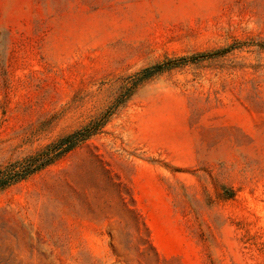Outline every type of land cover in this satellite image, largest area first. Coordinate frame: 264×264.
<instances>
[{"label": "rangeland", "instance_id": "obj_1", "mask_svg": "<svg viewBox=\"0 0 264 264\" xmlns=\"http://www.w3.org/2000/svg\"><path fill=\"white\" fill-rule=\"evenodd\" d=\"M96 123L0 264H264V0H0V171Z\"/></svg>", "mask_w": 264, "mask_h": 264}, {"label": "trees", "instance_id": "obj_2", "mask_svg": "<svg viewBox=\"0 0 264 264\" xmlns=\"http://www.w3.org/2000/svg\"><path fill=\"white\" fill-rule=\"evenodd\" d=\"M162 67L163 66L158 65L142 70L139 73L141 80L149 78ZM98 124L99 123L86 126L79 131L67 135L48 146L38 155L26 158L23 162H16L10 165L6 170L0 171V190L25 179L35 171L42 169L64 154L75 149L87 136L97 130Z\"/></svg>", "mask_w": 264, "mask_h": 264}]
</instances>
